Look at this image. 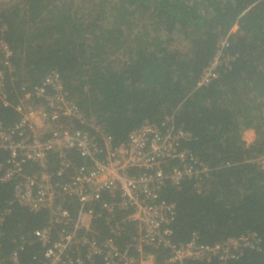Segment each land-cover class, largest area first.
Wrapping results in <instances>:
<instances>
[{"label": "trees", "instance_id": "1", "mask_svg": "<svg viewBox=\"0 0 264 264\" xmlns=\"http://www.w3.org/2000/svg\"><path fill=\"white\" fill-rule=\"evenodd\" d=\"M83 1L0 3V28L12 51L11 72L5 71L9 100H16L22 85H36L57 72L67 99L103 127L114 145L143 122H164L190 133L181 147L210 172L199 192L192 181L162 190L161 199L176 208L171 241L184 243L196 233L198 242L212 245L256 233L259 250L247 249L227 264H264V168L257 163L264 157V0ZM224 39L230 66L197 87ZM16 120L17 114L0 104L1 126ZM246 130L254 132L250 144L242 139ZM6 160L0 150V176ZM13 189V183L0 182L2 264H11L8 257L20 237L26 245L18 264H43L34 233L46 226L48 213L17 205ZM59 202L74 220L77 205ZM95 226L101 240L107 235L103 220ZM133 232L129 227L118 245L123 247ZM85 264L103 263L96 258Z\"/></svg>", "mask_w": 264, "mask_h": 264}, {"label": "built area", "instance_id": "2", "mask_svg": "<svg viewBox=\"0 0 264 264\" xmlns=\"http://www.w3.org/2000/svg\"><path fill=\"white\" fill-rule=\"evenodd\" d=\"M4 30L0 28V104L12 109L17 120L7 128L0 124V150L7 153L0 182L13 183V202L20 207L48 213L46 226L34 233L43 264H85L96 258L103 264L212 260L227 264L247 249L259 250V237L249 232L212 245L198 242L196 233L184 243L172 242L176 208L161 199L162 190L192 181L199 192L210 172L181 147L191 134L164 122H143L123 143L114 145L103 127L88 121L67 99L57 72L36 85H22L16 100L10 101L5 71L11 72L12 51L4 41ZM227 47L228 41L222 40L197 87L209 84L222 67L230 66L233 58L224 52ZM74 157L82 160L80 165L74 164ZM27 165L35 169L27 170ZM60 199L77 205L74 220ZM117 213L122 214L117 217ZM100 218L107 230L101 240L95 226ZM57 226L61 227L52 236ZM129 227L134 232L120 247L117 241ZM25 245L20 237L8 257L11 264H18Z\"/></svg>", "mask_w": 264, "mask_h": 264}, {"label": "rangeland", "instance_id": "3", "mask_svg": "<svg viewBox=\"0 0 264 264\" xmlns=\"http://www.w3.org/2000/svg\"><path fill=\"white\" fill-rule=\"evenodd\" d=\"M9 1V0H6ZM83 3L90 5V1L88 0L83 1ZM242 139L245 141L246 144H250L254 140V132L251 130H246L242 134ZM257 163L264 168V157L259 158L257 160Z\"/></svg>", "mask_w": 264, "mask_h": 264}]
</instances>
